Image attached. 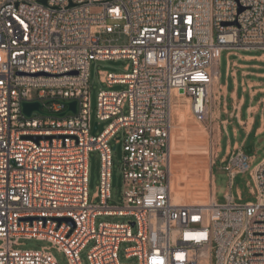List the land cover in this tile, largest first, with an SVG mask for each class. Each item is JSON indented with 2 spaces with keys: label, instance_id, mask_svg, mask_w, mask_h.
I'll return each instance as SVG.
<instances>
[{
  "label": "built area",
  "instance_id": "built-area-1",
  "mask_svg": "<svg viewBox=\"0 0 264 264\" xmlns=\"http://www.w3.org/2000/svg\"><path fill=\"white\" fill-rule=\"evenodd\" d=\"M120 34L126 43H114ZM239 49L264 50V0H0V264H59L52 247L83 264L89 243L90 264H264V158L250 169L236 148L225 161L231 184L252 174L257 202L226 192L223 205L176 203L171 192L173 99L183 90L207 119L222 52ZM113 59L129 60L126 72L100 70V81L126 88L99 92L98 125L110 122L93 134L91 62ZM23 101L45 114L26 117ZM70 101L77 114L56 116ZM112 141L123 143L122 207L108 204ZM95 150L99 204L89 195ZM101 215L132 220L97 224ZM22 238L52 245L15 248ZM124 242L133 263L120 260Z\"/></svg>",
  "mask_w": 264,
  "mask_h": 264
},
{
  "label": "rangeland",
  "instance_id": "rangeland-1",
  "mask_svg": "<svg viewBox=\"0 0 264 264\" xmlns=\"http://www.w3.org/2000/svg\"><path fill=\"white\" fill-rule=\"evenodd\" d=\"M114 43L124 44L127 42V37L123 34L115 35ZM103 43H108L106 37L103 38ZM229 50H224L222 52L220 62H219V72L221 74V82H230L231 79L227 77V64L228 59L231 61L238 60V62H245L240 60L238 55L232 54L228 57ZM240 54H251L260 55L264 52L262 49H239L233 50ZM130 61L127 59H117V60H92L91 62V81H90V100H91V115L93 120V125L98 121L97 119V104H98V94L101 90H123L126 88L125 84H114L112 87H108L107 84L100 81V70H106L115 73L126 72L125 66ZM262 66L264 70V60H254ZM237 68V66H235ZM247 78L246 76H244ZM247 86V85H245ZM232 89V85H231ZM219 95L218 99L214 101L212 99L211 112L207 119L199 120L192 112L191 101L186 97L184 93L176 94L173 99L172 113H173V129L175 131L176 123L178 120L183 122L184 125L189 130V141L186 143V154L194 160L193 164L189 169V173H182L179 171L178 157L176 149L174 147L171 161V178L174 180L176 186L180 187V192L184 195L186 203H196L205 204L209 201L210 194L213 188V183L216 189V201L218 204L223 205L228 202L226 197V192H230L233 201L237 204H245L248 202H257V196L252 192V188L255 186V181L252 174L247 171L245 173L237 174L234 178L232 184L230 183V177L224 170V166L218 159L216 164L213 165V160L217 155V147L219 145V136L217 131H215L214 126L218 120L217 114H213V111L219 106ZM223 96V95H222ZM222 103H224V96L222 98ZM128 107L125 108L127 112ZM110 121H100L98 134L109 124ZM118 136H121L119 134ZM228 139L231 142H235L236 138L232 134V126L229 129V136L226 134L222 141L223 147H226ZM241 141V137L237 138ZM252 144L253 150L249 153L247 147ZM113 150V164H112V194L111 198L108 200L109 206L122 207L124 206V177H123V158L124 150L123 143L116 144L115 141L111 142ZM243 150L249 155L253 156L250 169L254 168L264 157V145L255 143L252 140L246 145ZM223 152L220 153V156ZM213 168V169H212ZM101 170L102 161L101 155L98 150L92 151L90 154V164H89V195L90 200L95 203H100V198H94V194L97 192L98 187L101 183ZM208 170V173L206 171ZM215 175V176H214ZM213 181V182H212ZM132 217L129 215L125 216H110L101 215L97 217V224L103 221L108 222H128L131 221ZM136 231V229H134ZM21 244L16 245L15 248L21 249H39L43 246H51L52 243L48 240L42 239H20ZM2 240H0V244ZM93 243H89L80 253V257L83 264H90L88 253ZM130 244L127 242L122 243L120 260L124 263H133L136 261L135 258L125 257V248ZM52 252L56 257L59 264H69V260L66 254L52 247ZM212 264H215V258L212 259Z\"/></svg>",
  "mask_w": 264,
  "mask_h": 264
},
{
  "label": "crops",
  "instance_id": "crops-1",
  "mask_svg": "<svg viewBox=\"0 0 264 264\" xmlns=\"http://www.w3.org/2000/svg\"><path fill=\"white\" fill-rule=\"evenodd\" d=\"M232 54H237L239 59L245 62L241 63L238 62V60L231 61L228 59L226 75L231 79V83L229 81L222 83L220 72L218 75L219 88L217 93H220V95L219 106L218 108L216 106L214 110V115L217 114L218 117L214 129L217 131L220 139L217 147L218 151L215 164L219 159L223 165H226L225 161L236 148H244L251 140L255 143L264 145V70L260 64L254 62V60H264V58H262L264 52L260 55H239L236 52H228V57ZM235 66H237V68H235ZM222 95L224 96V103H222ZM175 123L176 128L171 136L170 168L173 149L175 147L179 159V171L181 172L182 170V173L186 174L190 172L189 169L194 162L185 152L190 133L183 122L178 120ZM230 126H232V134L236 140L232 143L231 140L228 139L226 147H223L222 141L226 134L229 136ZM239 137H241V141L237 140ZM250 145L253 150V145ZM222 152L223 155L220 156ZM251 157L253 159L254 155ZM206 173H208V170ZM179 188L180 187L176 186L174 180L171 178L172 198L181 203H186L187 200H185ZM214 196L216 197V189L213 183L210 198Z\"/></svg>",
  "mask_w": 264,
  "mask_h": 264
},
{
  "label": "water",
  "instance_id": "water-1",
  "mask_svg": "<svg viewBox=\"0 0 264 264\" xmlns=\"http://www.w3.org/2000/svg\"><path fill=\"white\" fill-rule=\"evenodd\" d=\"M42 2L46 3L47 0H41ZM183 93V90H181ZM67 109L59 114H56L58 117H64L66 116L69 112L73 114H77L78 112V104L77 101H70L66 102ZM43 104L40 101H23L22 103V112L26 117H32L34 113H39V114H45L42 110ZM99 128L98 122L94 123V128H93V134H96L97 130ZM43 138H52V136H36L34 139L36 141H40ZM248 152L250 153L252 151V146L247 147ZM61 219L60 221H62ZM67 221H71L69 218H66Z\"/></svg>",
  "mask_w": 264,
  "mask_h": 264
},
{
  "label": "bare ground",
  "instance_id": "bare-ground-1",
  "mask_svg": "<svg viewBox=\"0 0 264 264\" xmlns=\"http://www.w3.org/2000/svg\"><path fill=\"white\" fill-rule=\"evenodd\" d=\"M262 58H264V56ZM218 88H219V86H218V72H217V74H216V76H215V78L213 80V84L211 86V90H210L214 101L218 99V93H217L218 92ZM186 97L191 101V98L189 96L186 95ZM191 104H192V102H191ZM213 114H214V111H213ZM170 150H171V146H170ZM173 201L176 202V203H181V202H179V201H177L175 199H173Z\"/></svg>",
  "mask_w": 264,
  "mask_h": 264
}]
</instances>
